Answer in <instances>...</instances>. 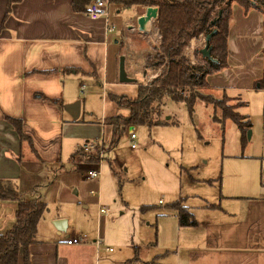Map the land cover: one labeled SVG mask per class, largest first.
<instances>
[{"label": "rangeland", "instance_id": "374dc122", "mask_svg": "<svg viewBox=\"0 0 264 264\" xmlns=\"http://www.w3.org/2000/svg\"><path fill=\"white\" fill-rule=\"evenodd\" d=\"M139 10L143 14L145 9ZM108 21L114 32L108 35L106 97L102 98L100 79L93 77H81L69 88L75 101L80 102L79 117L85 122L73 125L63 139L60 161L29 165V175L18 183V190L25 198H37L46 205L38 221L39 240L56 242L71 233L84 236L87 243L100 238L103 246L113 251L101 252L99 264H124L134 255L143 259L154 251L159 229L166 237L171 234L175 218L172 204L177 200L192 211L195 220L202 221L209 210L206 203L235 202L232 195L264 196V88H245L230 94L241 101L236 111L250 120L246 131L230 118L222 123L214 121L212 115L218 112H214L211 102L223 96L209 87H199V95L208 97L196 100L191 113L183 103L168 102L169 115L178 124L133 125V142L127 127L110 150L107 133L101 141L105 147L100 163L98 159L95 165H73L63 152L66 150L67 155L68 149L73 151L77 145L91 147L103 135L100 119L125 113L119 107L118 110L109 93L137 95L136 83L116 82L119 52L139 56V50L156 41L148 29L138 30L131 8L116 12L111 7ZM204 44V35H199L185 48L187 55L191 54L189 49L193 51L192 63L195 52L201 57ZM259 60L264 65V54ZM136 63L133 59L128 73H135ZM80 83L85 84L86 92L80 91ZM91 168H100V202L110 208L101 220L97 217V197L90 193L98 182L84 178L86 169ZM56 218L66 220L67 230L56 233L52 224ZM113 256H119L121 262Z\"/></svg>", "mask_w": 264, "mask_h": 264}, {"label": "crops", "instance_id": "0c3cea01", "mask_svg": "<svg viewBox=\"0 0 264 264\" xmlns=\"http://www.w3.org/2000/svg\"><path fill=\"white\" fill-rule=\"evenodd\" d=\"M71 3L72 0H20L13 3L0 0V179L9 180L17 189L18 183L29 175L30 164L60 161L63 139L70 134L73 125L85 122L80 119V113L74 120L63 108L76 100L69 88L81 77L100 79L104 92L108 85L104 77L108 71L110 33L104 36L103 23L90 20L84 12L74 11ZM235 3L231 4L228 23L226 65L206 76L207 87L230 97L232 104L239 99L231 93L245 88H264V65L259 60L264 54L263 15L259 6L253 5L245 10L237 3L233 6ZM111 7L116 12L124 9L112 4ZM131 9L134 18L141 15L139 9ZM152 21L147 24L148 31ZM152 49L148 44L135 57L124 50L119 52L124 55L125 72L134 78V84L143 80L142 62ZM190 52L191 58L192 49ZM256 53H260L259 59L254 57ZM133 59L137 60L134 74L127 72ZM147 73V80L154 77L152 71ZM116 82L122 83L118 80V71ZM79 89L87 91L84 83H80ZM106 94L101 93L102 98ZM110 94L136 96L120 92ZM124 111L120 114L125 116L127 111ZM108 117L112 116H104L98 122L103 135L94 144L105 139L107 133L110 139V131L104 125V119ZM13 120H19L26 138L21 139ZM68 150L67 155L66 150L63 154L71 162L75 150ZM84 178L88 181L96 179L95 188L100 186V178L89 179L86 172ZM231 197L236 199L235 202L206 203L208 214L202 216V221L196 219L194 225L180 226L175 212L171 234L166 237L159 229L154 251L143 259L134 255L124 264L142 261L145 264H264V196ZM104 206L110 210L108 205ZM15 211V202L0 201V233L14 225ZM106 215L108 212L98 220ZM67 228L68 224L65 230ZM37 230L35 241L28 250L29 264H99L101 252L113 251L103 246L100 238L98 247L95 239L89 243L85 240L84 243L67 244L66 238L81 236L74 233L66 234L64 240L56 242L41 241ZM55 230L57 234L61 233ZM127 256H131L130 253ZM114 258L120 261L119 256ZM18 264H24L21 252Z\"/></svg>", "mask_w": 264, "mask_h": 264}, {"label": "trees", "instance_id": "16d2710c", "mask_svg": "<svg viewBox=\"0 0 264 264\" xmlns=\"http://www.w3.org/2000/svg\"><path fill=\"white\" fill-rule=\"evenodd\" d=\"M20 0H8V3ZM91 0H72V8L76 12H85ZM110 5L121 8L145 9L148 6L157 8V15L151 23V33L156 37L153 49L144 56L141 66L142 81H136L137 95L133 98L125 95L110 94V98L127 115H115L104 119V125L110 131L108 150L120 140L123 131L130 125L145 124L148 127L162 124H178L179 121L170 116L168 102L183 103L191 113L193 105L200 96L197 88L207 87L206 76L218 71L226 65V37L228 23L231 18V4L236 2L245 10L259 6L263 15L264 40V0H109ZM214 31V32H213ZM213 32V33H212ZM212 33L208 40L210 55L214 59L194 54V61L185 53L192 39L199 35L204 37ZM150 70L154 74L147 80ZM264 78V77H263ZM264 84V80H263ZM213 98V97H211ZM221 99V100H219ZM213 99V120L222 123L224 119L234 120L242 131L250 127L246 115L236 111L241 101L229 104L228 96ZM208 103V101H207ZM220 111V116H219ZM170 116L166 120V116ZM21 139L26 138L19 120L12 121ZM105 146L97 142L88 149L77 147L71 154V162H85L94 165L98 162L100 151ZM83 157L85 160L83 161ZM0 201L16 203L15 223L0 233V264H18L19 253L23 255V263L29 264V246L35 241L37 223L46 205L37 198H25L9 181L0 179ZM180 226L196 223L189 209L179 200L172 204Z\"/></svg>", "mask_w": 264, "mask_h": 264}, {"label": "built area", "instance_id": "2783aa9c", "mask_svg": "<svg viewBox=\"0 0 264 264\" xmlns=\"http://www.w3.org/2000/svg\"><path fill=\"white\" fill-rule=\"evenodd\" d=\"M109 11H110V1L109 0H91L88 7H87V10L84 12V14L90 20L101 21L103 23L104 36H106L107 34L114 31V26H111L109 24V21H108ZM151 41L154 42V40L152 38H151ZM83 88H84V85H82L81 89H83ZM101 93H102V95L105 94L104 89H102ZM134 139H135V134L131 130L130 140L133 142ZM101 141H102V139L100 140L99 143H101ZM131 147L132 148L135 147L134 143H131ZM84 148L86 149L87 146L85 145ZM101 158H102V152L99 153V163H100ZM86 176L89 179L100 178V176H101L100 168L88 169L86 171ZM90 193L97 196V200H98L97 201V217L99 218V217L107 214L109 209L100 203V194H101L100 186L98 185L97 188L91 189ZM65 242L67 244H79V243H84L85 239L83 236H72V237L66 238ZM98 245H99V240L97 238L95 240V246L98 247ZM109 250H111V249L109 248Z\"/></svg>", "mask_w": 264, "mask_h": 264}, {"label": "water", "instance_id": "95a60500", "mask_svg": "<svg viewBox=\"0 0 264 264\" xmlns=\"http://www.w3.org/2000/svg\"><path fill=\"white\" fill-rule=\"evenodd\" d=\"M156 15H157V8L156 7H154V6L146 7L144 10V13L137 17L138 30L142 31V32L147 31V24L150 21H152V19H154L156 17ZM212 33H209L204 37L205 44L200 49V52H201L202 56L214 60L210 55V47L207 44ZM118 80L122 83L134 82V78L127 76V74L125 72L124 55H120L119 59H118ZM63 108L65 109V111L68 112V114L71 116L72 119L75 120L78 118L79 113H80V102L79 101H75L72 103L65 104L63 106ZM165 119L168 120L169 116H166ZM132 129H133V125L128 127L129 131H131ZM52 224L54 225V227L57 230H59L61 232L65 231V229H66L65 219L60 218V219L53 220Z\"/></svg>", "mask_w": 264, "mask_h": 264}]
</instances>
